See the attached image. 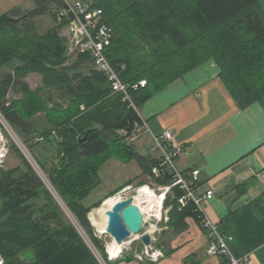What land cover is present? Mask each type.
Listing matches in <instances>:
<instances>
[{
    "label": "trees",
    "instance_id": "1",
    "mask_svg": "<svg viewBox=\"0 0 264 264\" xmlns=\"http://www.w3.org/2000/svg\"><path fill=\"white\" fill-rule=\"evenodd\" d=\"M34 1V10L13 9L0 15V128L5 131L4 120L30 152L56 134V163L48 170L38 164L108 261L106 245L96 237L88 218L91 209L82 202L100 185V171L112 158L123 163L135 160L145 175H152L157 160L139 154L129 141L142 124L133 106L140 109L159 91L208 61L217 63L225 86L241 108L256 102L264 106L262 0H83L103 11L112 36L108 58L128 86L127 100L93 67L85 74L79 72L80 61L68 65L59 30L69 20L45 34L38 32L35 19L47 14L56 19L65 10V2ZM79 58L91 61L88 54ZM5 67L9 71L3 72ZM31 74L42 77V88L32 90L25 82ZM141 81L146 86L135 89ZM49 90L66 98L68 106L56 104L49 109V99L44 98L47 93L54 95ZM13 91L22 97L10 99ZM41 112H46L48 122L44 129L36 119ZM9 148L20 164L0 168V255L4 261L24 253L65 222L60 203L19 146L10 141ZM172 178L158 181L167 184ZM175 194L182 195L178 189ZM101 204L95 208H102ZM189 215H196L194 205L179 210L176 200L171 226L176 218L180 220L175 224Z\"/></svg>",
    "mask_w": 264,
    "mask_h": 264
},
{
    "label": "crops",
    "instance_id": "2",
    "mask_svg": "<svg viewBox=\"0 0 264 264\" xmlns=\"http://www.w3.org/2000/svg\"><path fill=\"white\" fill-rule=\"evenodd\" d=\"M261 7L264 13V0ZM79 65V72L89 74L83 71L84 64ZM220 74L217 63L208 61L159 91L138 110L140 119L145 121L149 130L138 131L137 139L131 143L139 154L151 157L154 136L171 132L176 146L184 151L176 159V167L180 172L199 171L196 197L204 202L208 216L227 239L231 254L235 258L249 256V264H264V106L256 102L241 108ZM33 76L42 85V77L39 74ZM28 77L25 82L31 88L33 85ZM57 140L54 134L50 141L47 140L51 144L38 152L42 158L46 157L47 169L56 163ZM112 160L117 159L108 161L102 168L104 172L111 167ZM117 161L116 167H112L118 171L117 176L110 171L102 176L101 170L100 185L82 202L85 208L91 209L89 220L92 211L97 209L96 205L121 192L133 177L145 175L137 161H119L125 166L133 164V170L121 177L122 168ZM19 164L15 155L8 168ZM208 190L214 191L211 200L204 198ZM175 201L169 200L166 204L174 206ZM182 219L181 223L175 224L180 220L176 218L172 226L169 222L168 229L156 235L154 246L165 253L164 258L153 262L135 256V253H144L147 246L142 242L132 255L127 252L120 255L122 244L109 264H223V257L206 254L208 241L196 215ZM79 225L75 217L65 218V222L48 236L19 256L5 260L4 264H101L85 241ZM0 259L4 260L1 255Z\"/></svg>",
    "mask_w": 264,
    "mask_h": 264
},
{
    "label": "built area",
    "instance_id": "3",
    "mask_svg": "<svg viewBox=\"0 0 264 264\" xmlns=\"http://www.w3.org/2000/svg\"><path fill=\"white\" fill-rule=\"evenodd\" d=\"M63 1L65 2L66 8L59 16L61 15L63 19L69 18L68 24L73 36L76 51L80 54H88L91 58L93 67L108 78L113 90L122 95L124 99H130L127 84L123 82L119 72L108 58L112 36L110 29H108L107 25L103 22V11L98 8H92L93 2H86L83 0ZM146 84V81H141L138 85H135L134 88L144 87ZM133 107L138 111L135 106ZM137 129L140 133L149 130L147 124L143 120L142 124L139 125ZM10 132H12V135H15L18 141V143H15L19 146L20 150L24 151L22 148L26 147L21 143L15 132L12 129ZM137 137L138 136H132L129 141L135 142ZM9 153V141L7 142L0 133V168L5 167L4 164ZM151 154L153 158L157 160V164L152 170V175L147 177L148 183L138 187L134 194L131 192L126 198H123V196L121 197V200L133 198L134 204L138 206L144 215L142 232L139 235L132 234L131 237L123 243V246L132 245L134 242L141 243L142 236L144 234H149L152 237L153 248L144 247V253H135V256L139 255L141 260L147 258L153 262L164 258L165 253L154 246L157 242L156 235L168 229L166 226L171 221L170 213L174 206L167 205V201L177 200L179 210L188 208L191 204L194 205V213L208 241L206 248L207 255L223 257L225 259L223 264H249V256L235 258L231 254L227 239L219 232L217 223L208 216L204 202L196 197V191L199 190L200 183L199 171L180 172L177 169L175 161L184 154V151L182 148L176 146L171 132L166 131L161 136H154ZM29 161L32 164L31 160ZM35 161V166L32 165L39 174L40 168ZM171 176L173 178L170 183L161 184L158 181L166 177L171 178ZM45 178V181L49 184V186H47L50 187L48 177ZM50 188L52 193L55 194L54 189L52 187ZM176 189L181 191L182 195L179 198H177L175 194ZM131 190H133L131 186H126L122 189L121 194ZM213 197L214 191L212 190H208L204 194L206 200H211ZM71 218H73V216ZM146 223L149 225L148 227H145L144 224ZM80 231L83 233L85 241L100 263L109 264L112 258L109 256L108 261H106L81 226ZM129 240H133L134 242H129ZM134 249L133 247H129L127 250L123 249L120 255L126 252L132 255ZM4 263L5 261L0 259V264Z\"/></svg>",
    "mask_w": 264,
    "mask_h": 264
},
{
    "label": "rangeland",
    "instance_id": "4",
    "mask_svg": "<svg viewBox=\"0 0 264 264\" xmlns=\"http://www.w3.org/2000/svg\"><path fill=\"white\" fill-rule=\"evenodd\" d=\"M36 7H37V5H36L34 0H0V15L5 14V13H7V12L13 10V9H21L23 12H28V11L34 10ZM65 19L69 20V18H65ZM63 20L64 19H63V17L61 15L60 16L58 15L57 18L55 19L50 14H47V15H44V16H40V17H37L35 19L36 24H37V30H38V32L40 34H45L46 32L56 28L57 25L59 23H61ZM59 36L64 39V47H65V51H66V57H68V59H69L68 65L71 66V65L77 63L78 61H80V63L84 64V67H85L83 69V71H86V73H87L88 70H90V68L93 67V65L91 64L90 60H86V61H83V62L80 60L79 56L82 55V54H80L79 52L76 51V47L74 46L73 36H72L71 31H70L69 24H65L63 26V28L61 30H59ZM75 59H78V60H75ZM93 69H95V68L93 67ZM6 71H9L8 67H5L3 69V72H6ZM33 75H35V74H33ZM33 75H29V77H28L30 82H31V84L33 85L31 87V89L34 88L32 90H36L38 88H42L43 87V80H42V85H41L40 81L39 80L37 81V77L35 76V78H34ZM26 79H27V77H26ZM48 92H51V93L54 94V95H49L48 93H47V95L44 94V98L49 99L48 100L49 109H53L56 106V104H61V105H64L65 107L68 106L69 103H68L67 99L66 98H62L57 91L49 90ZM14 97H16V98H14ZM17 97L21 98L22 95L21 94H16V93H14V91L9 94V98L10 99H19ZM40 118H43V120H40ZM36 119L41 122L39 124L41 129H44L45 127L48 126V122L46 120V112L39 113L36 116ZM2 122H3V126H4V130L5 131H3L0 128L1 135L7 140V142L9 141V143H10V141H14V142L18 143V141L16 140L15 135L11 134L12 132H10L11 129H10L9 125L4 120H2ZM49 141H44V142H41L40 145L39 144L36 145L35 147L32 148V150H31L32 152H30V150H28L27 148H22L24 151H22V150L21 151L25 155V157L27 156L26 158H27L28 161L31 160V162H32V164L34 166H35L34 161L36 160L35 162H37L38 166L40 164L43 167L44 170H48L47 169L48 168V161H47L46 157L44 156L42 158L41 155H38V152L41 151L43 148H46L48 145H50L51 143ZM11 158H15V155H13V153H9V155H8L6 161H5V164H4L5 165L4 168H8L9 167V163L11 162ZM115 161H117V160H115ZM115 161L112 160L109 163L111 165V167L107 168L105 170V172L102 170L101 173H104L102 176H106V174L109 173V171L112 172L115 176H117L116 173L118 174V171H116L115 169L112 168V167H116V165H117ZM117 162H119V161H117ZM119 163H120L119 165L122 168V171L120 173L121 177H124V174H126V172H130V171L133 170L131 168V165H133V164L125 166V165H123V163H121V162H119ZM39 168H40L39 176L41 175L40 176L41 179L43 181H45L46 180L45 177H48V175L43 172L44 170L41 169L40 166H39ZM132 180L133 181H132V183L129 186H131L133 190L125 191L123 194H121V192L115 193L113 196H110V197L107 198V199H109L108 201H106V202L104 201V205L102 203V205H103L102 208L96 209V210L92 211V213L90 214L91 220L94 223L93 224L94 226L92 224L91 225H92V228H93V230H94V232L96 234V237H98L101 241H103L104 245H106V247L108 248V252H109V247H111L113 245V238L109 234H107L105 231H103V228H106V225H107L106 224V220L103 219V217H102V219H96V215L100 211H104L105 212L106 210L110 209L111 208V204H113V202L115 203L119 199H122L121 198L122 196H123V198H126L127 196H129L131 194V192H133L132 194H134L136 189H138V187L142 186V184L148 183V179H146V175H141L140 177H136L135 176V177L132 178ZM45 183L49 186V184L46 181H45ZM50 187H52L51 184H50ZM50 187H49V189L51 190ZM54 195H55L57 201L61 205V208H62V210H63V212L65 214V218L67 220L71 219L72 213L69 211V209L66 207V205H64L62 200L58 197L56 191H55ZM112 197H116V199L113 200V199H111ZM102 205H100V207ZM72 219H74V215H73ZM76 221H77V219L75 218V222ZM77 223H78V221H77ZM79 227H80V225H79ZM132 241L133 240H129V242H132ZM137 246H138V242H134L132 245L123 246L122 249L127 250V248H129V247L136 248ZM108 252H107V255H108ZM108 257H109V255H108Z\"/></svg>",
    "mask_w": 264,
    "mask_h": 264
},
{
    "label": "water",
    "instance_id": "5",
    "mask_svg": "<svg viewBox=\"0 0 264 264\" xmlns=\"http://www.w3.org/2000/svg\"><path fill=\"white\" fill-rule=\"evenodd\" d=\"M106 216L108 217L106 233L118 244H123L132 234L139 235L143 230L144 215L134 204L133 198L117 203ZM144 225L149 226L147 223ZM142 243L153 248L152 237L149 234L142 236Z\"/></svg>",
    "mask_w": 264,
    "mask_h": 264
},
{
    "label": "bare ground",
    "instance_id": "6",
    "mask_svg": "<svg viewBox=\"0 0 264 264\" xmlns=\"http://www.w3.org/2000/svg\"><path fill=\"white\" fill-rule=\"evenodd\" d=\"M122 200L120 199V200H118V201H116L113 205H112V207L110 208V209H108V210H106L105 212L104 211H100L97 215H96V219H102V217H103V219H105L106 220V224H107V222H108V217L106 216L107 215V213L109 212V211H111L113 208H114V206L117 204V203H119V202H121ZM106 227H107V225H106ZM103 231H105L106 232V228H103ZM121 245L122 244H118L114 239H113V245L111 246V247H109V252H110V257H116L117 256V254L119 253V249L121 248Z\"/></svg>",
    "mask_w": 264,
    "mask_h": 264
}]
</instances>
